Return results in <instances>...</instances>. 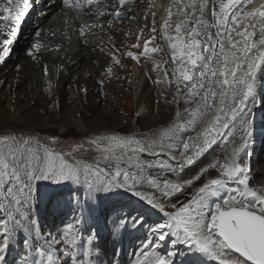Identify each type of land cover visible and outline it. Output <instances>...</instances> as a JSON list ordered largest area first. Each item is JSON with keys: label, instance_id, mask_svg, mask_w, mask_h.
I'll list each match as a JSON object with an SVG mask.
<instances>
[{"label": "snow or ice", "instance_id": "obj_1", "mask_svg": "<svg viewBox=\"0 0 264 264\" xmlns=\"http://www.w3.org/2000/svg\"><path fill=\"white\" fill-rule=\"evenodd\" d=\"M61 2L69 9L84 7L79 0ZM133 2L86 0L89 6H96L100 17L112 14L109 8L116 9V21L138 11L127 7ZM15 3V11L13 0L0 9L5 13L3 19L13 24L30 7L29 0H22L23 7L21 0ZM252 3L171 0L167 8L149 5L150 35L141 44V28L137 43L130 46L139 52L113 44L114 50L107 53L111 63L103 75L111 79L114 66L127 67L121 56L137 63L143 57L152 61V71L157 74L155 80L148 79L156 85L166 83L168 94L162 91L160 95L165 103L175 104L176 110L164 129L100 134L63 146L55 133L45 137L23 129H0V264H5L10 245L20 237L25 249L34 254L23 264H63L58 252L68 256L71 264H91L96 233L90 231L86 240L78 243L75 230L82 220L66 224L56 235H45L40 229L35 199L36 185L42 180L87 186L89 199L102 191L122 190L164 217L150 227L152 239H145L134 264H174L181 248L179 255L189 257L185 264H264V191L250 186L249 152L254 124L249 105L261 102L260 98L257 101L256 82L258 73L264 71V4L248 10ZM154 7L166 13L159 30ZM143 19L147 21L148 16ZM108 26L112 27L111 21ZM144 27L149 26L145 23ZM84 31L81 27L82 36ZM9 34L15 35L16 29ZM157 40H163L167 49ZM40 49L39 41L33 43L27 56L34 58ZM157 53L167 54L169 59L156 61L152 54ZM9 55L8 49L0 52V62ZM98 83L103 87L104 80ZM48 88L51 90L50 84ZM83 91L87 93L86 88ZM189 129L195 135H187ZM209 156L212 159L204 163ZM194 168L198 170L184 178ZM125 224L123 220L116 223L114 233ZM142 224L143 218L137 217L132 227ZM165 241L171 250L156 255ZM78 252L86 261H78Z\"/></svg>", "mask_w": 264, "mask_h": 264}, {"label": "rangeland", "instance_id": "obj_2", "mask_svg": "<svg viewBox=\"0 0 264 264\" xmlns=\"http://www.w3.org/2000/svg\"><path fill=\"white\" fill-rule=\"evenodd\" d=\"M127 7H135L138 10L141 8L139 12H145L148 20L135 19L131 24L130 35L119 32L118 37H114L113 44L121 50H132L138 53L139 50L132 49L130 46L137 43L139 29L145 28V33L141 35L142 37L140 36L141 44L150 35L149 28L152 25V20L149 3L148 0H134V3ZM128 18L131 19V16ZM145 23L149 27H144ZM156 26L159 30L158 23ZM157 42L163 45L162 40H157ZM149 46L151 47L152 45L150 44ZM152 56L156 61L169 58L167 54L162 53L152 54ZM120 58L121 62L127 65V67L122 70L116 66L113 70L114 77H120V79H115L121 81V83L123 82L116 92L114 108L104 106L95 111L94 109L86 108L79 103L77 91L72 89L73 86L60 91L55 89V81L52 82V90H50L48 97L45 96L46 91L43 92L38 89V92L37 90L38 94L44 97L43 101H39L36 98L34 104H31L29 107L9 106L5 104V101L13 95V92L7 89V81H3L1 83L0 95L5 100L0 104V129H23L26 132H32L45 137L55 133L62 141V146L76 141H83L91 136L100 134L126 135L133 132L149 133L150 130L158 131L161 128L163 129L167 122L173 121L176 110L175 104L170 105L165 103L163 97L160 95L162 91L165 94L168 93L166 83L156 85L148 79V76H151L155 80L157 75L152 71L153 63L151 60H146L142 57L140 62L137 63L125 56H121ZM80 61L82 63L89 62L86 58H81ZM132 66L137 69L142 77L141 79L145 81L143 88L137 90V92L134 91L133 84L130 83ZM98 87L101 89V93H103L104 90L102 89L104 88L99 85ZM97 95L100 98V95ZM258 99L259 95H257ZM57 102L59 103V107L55 106ZM250 108H252V116L257 119V116H254L255 113H253L256 112V107L250 106ZM99 112H101L100 116ZM137 113H140L139 118L137 117ZM76 119L82 123V131H79L74 126L73 121ZM259 123V128L253 130L254 133L255 131L258 132L251 137L249 146L252 172L262 161H253V156L257 153L262 158L261 156L264 155V145L262 146L263 148L260 146V140L261 138L263 139L262 134L264 133V111L261 114ZM187 131V135H194L190 129ZM218 152L219 150L216 155ZM214 154L212 155L214 156ZM211 159L212 156H209L204 163H208ZM245 159L247 160L248 158L246 157ZM89 162H91V158H89ZM197 170V168H194L192 172L185 173L184 178H187ZM151 174L155 175L156 173L153 171ZM262 175L261 173L257 176L261 177ZM263 185L262 183L255 185L252 181L250 184L257 191H262L261 187ZM86 187H77L71 183L55 184L46 180L40 181L36 185L35 199V215L39 218L40 229L45 235L49 233L56 235L58 231L64 229L66 224L82 220L78 229L75 230L78 243L81 240H86L89 232L94 231L96 233V240L93 242L94 249L98 248L97 243L102 239V247L109 252V257L107 258L108 264H125L123 260L126 256L134 260V257H138L143 250L142 245L146 242L145 239H152L150 227L154 223L162 222L164 217L136 197L122 190L102 191L89 199ZM150 213H155V215L151 216ZM137 217L143 218V224L134 228L132 227L133 219ZM122 220L126 221L127 224L114 233V225ZM141 232H145V236H138ZM134 235L137 238L134 237L135 239H133ZM128 237L132 240V245L129 243ZM127 243H129V246L126 245ZM59 247L60 252L65 250L63 244ZM169 250H171V244L165 241L159 251L156 252V255H166ZM79 251L82 252V249ZM180 251H183V249H178L174 264H185L189 259L187 256L182 257L179 255ZM33 255L30 250L25 249L23 237H20L19 241L10 245L5 264H23L25 258L31 260ZM57 255L63 264H71L68 256L60 255L59 252ZM77 259L78 261L83 259L79 255V252ZM202 264H206V262H202Z\"/></svg>", "mask_w": 264, "mask_h": 264}, {"label": "bare ground", "instance_id": "obj_3", "mask_svg": "<svg viewBox=\"0 0 264 264\" xmlns=\"http://www.w3.org/2000/svg\"><path fill=\"white\" fill-rule=\"evenodd\" d=\"M79 2L84 5L83 9H69L62 4L61 0H42L35 4L33 9L27 10L26 14L16 24H13L10 20H4L3 16L5 13L0 11V52L5 49H8L10 52L9 57L4 62H0V89L1 83L7 81V89L13 92V95L6 99V105L29 107L31 104H34L36 98L39 101H43L44 97L38 94L39 90L46 91L45 96L48 97L50 92L48 85H52V82L55 81V89L60 91L73 86L72 89L77 91L79 103L86 108L94 109V111L104 106L114 108L116 92L123 82L121 83V81L116 80L114 76L109 79L103 75L108 64L111 63V59L107 53L114 50V37H118L119 32L125 34L131 33L132 22L135 19H143L145 12H139L141 10L140 8L137 13L131 16V19L127 17L122 21H116L114 20V12L116 9L111 10L112 8H109L108 11L112 14L100 17L96 14V6H89L86 0H79ZM184 2L187 3L188 0H184ZM3 3L4 0H0V9L5 7ZM102 3L106 4L108 0H102ZM148 3L149 5H163L164 8H167L171 0H148ZM261 4H264V0H253L250 6H260ZM152 11H157V23L160 29L166 13L164 11H158L156 7L152 8ZM56 18H60V20H57L58 24H65V20L68 19V29L71 32L77 33V35L71 36L70 34L68 41L60 38V33L57 31V26H55ZM110 21L112 22L111 28L108 26ZM89 25H102L103 27L89 28ZM81 27L85 29L83 36L80 34ZM13 28L16 29L15 35L9 34ZM36 32H40V36H37ZM109 37L112 39L110 40ZM6 39L12 41V43L5 45L3 42ZM37 41L41 44V49L39 52L34 53V58H30L27 56V51ZM163 45L167 49L164 41ZM102 48L104 51H101ZM81 58H86L89 62L82 63L80 61ZM45 67L47 68V74H45ZM115 68L116 66H114L113 70ZM119 68L122 70L125 69ZM131 68L130 83L133 84L134 91L137 92V90L143 88L145 81L141 79L140 73L134 66ZM101 79L104 80L103 93H101V89L98 87V85L100 86L98 81ZM256 83V94L259 95L261 102H257L255 105L256 112H253L255 113L254 116H257V119L254 118L253 130L259 128L260 117L264 111V71L258 73ZM58 84L60 85L58 86ZM85 88L87 89L86 94L83 91ZM97 94L100 95V98H98ZM4 100V97L0 95V104ZM250 106L252 105H249V108ZM181 108H183V105H181ZM100 114L101 112H99V116ZM73 123L79 131H82L83 126L78 119L73 121ZM170 123L167 122L164 128L169 126ZM257 132L255 131V133ZM255 133L252 132V136ZM262 137L263 139L261 138L260 140L261 147L264 145V133ZM169 155H175V153H170ZM261 157L257 153L253 156V161L262 160L258 164L259 166L257 165L258 167L252 172V182L255 185H259L260 183L264 184V155ZM261 173L263 174L261 177L257 176ZM212 174L215 175L214 170H212ZM261 188L264 191V185ZM150 215H155V213H150ZM143 235L145 236V232L138 234L140 237ZM134 237L136 235L133 236V239H135ZM128 241L132 245V240L129 237ZM102 242V239L98 241V248L93 252L91 264H108L107 258L109 257V252L102 247ZM129 243L126 245L129 246ZM138 257H134L133 260V258L130 259V257L126 256V258L123 257V261L125 264H134ZM83 259L86 261V258Z\"/></svg>", "mask_w": 264, "mask_h": 264}]
</instances>
